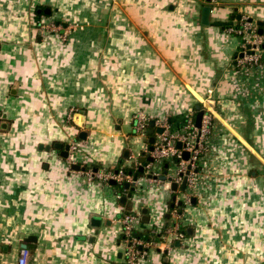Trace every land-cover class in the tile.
Listing matches in <instances>:
<instances>
[{"label":"crops","instance_id":"0c3cea01","mask_svg":"<svg viewBox=\"0 0 264 264\" xmlns=\"http://www.w3.org/2000/svg\"><path fill=\"white\" fill-rule=\"evenodd\" d=\"M207 3L0 0V264H18L25 242L29 264H124L128 201L138 229L157 235L138 264H264V69L237 67L240 37L213 23L242 14L259 28L264 0L210 3L205 24ZM48 20L69 26L67 37L45 32ZM198 105L214 123L184 191L172 188L170 158L154 161L164 182L122 202L115 184L68 167L53 146L78 141L75 164L116 170L122 157L151 155L136 112L180 129ZM175 208L186 235L171 241Z\"/></svg>","mask_w":264,"mask_h":264},{"label":"built area","instance_id":"2783aa9c","mask_svg":"<svg viewBox=\"0 0 264 264\" xmlns=\"http://www.w3.org/2000/svg\"><path fill=\"white\" fill-rule=\"evenodd\" d=\"M219 0H210L211 4L217 3ZM237 19V18H236ZM42 29L47 32H57L63 30L61 35L67 37L70 30L69 26L61 23H56L53 20H48L42 25ZM227 30L235 33L240 37L239 51L236 56V66L241 68H250L253 65H258L264 69V34L259 33V28L256 23L249 20L247 15H242L233 21L232 24L227 25ZM204 114L202 124L200 127L196 126V112L194 109L186 113L183 127L177 129L172 126L170 120L166 117L156 119L155 125L162 126L163 130L157 133L154 142L152 143L153 149L150 148L151 142L148 140L150 135V121L151 117L143 112L138 111L134 114V128L136 133L146 137L144 145V152L149 151L154 158L153 161L147 162L145 172L140 174L136 180L139 182H148L150 184L160 183L163 179L158 178L154 171V161H164L170 158H175L177 161V172L173 178L170 179L172 185L173 181L178 184L183 181L184 175L188 170L189 165L191 169L187 174V185L193 187L197 182V166L201 154L205 151V139L212 132L214 123V115L212 108L204 107ZM181 142V146L177 142ZM79 148L78 141H72L69 144L68 154L65 157L68 167L73 169V165L77 163L75 154ZM184 151H189V157H184ZM135 165V170L138 169L142 163L140 157H136L130 164ZM74 170V169H73ZM78 171L84 173L89 179H99L105 183L110 184L111 180L116 183L125 184V182L135 181L132 173L125 170L123 167L114 169H105L104 167H93L92 165L82 166ZM164 182V180H163ZM170 185V186H171ZM126 192L118 191V197L129 191L126 187ZM180 211L176 208L174 210L175 220L167 226L163 238L166 239L167 234L170 235L171 241L173 239L182 240L186 231L181 226L179 217ZM139 213L132 211H125L121 216V242L124 253V264H138L139 260L147 254V250L151 243L156 242V239L145 240L137 234L139 230L137 223L139 222ZM170 245V246H169ZM171 247V243L168 244ZM30 249L22 246L18 258V264H29Z\"/></svg>","mask_w":264,"mask_h":264},{"label":"water","instance_id":"95a60500","mask_svg":"<svg viewBox=\"0 0 264 264\" xmlns=\"http://www.w3.org/2000/svg\"><path fill=\"white\" fill-rule=\"evenodd\" d=\"M207 1H210V0H207ZM211 11H212V5L210 3H207V4H205L203 6V8H202V22L203 23H205V24L211 23V21H210ZM234 17L235 16L233 15L232 16V21H230V22H226V21H223V20H216V21H213V23H215L217 25H226V24L229 25V24H232L233 23ZM236 17H237V19L240 18L241 17V14L236 15ZM249 20L250 21H253V18L250 17ZM257 23L259 24V33L264 34V21L263 20H258ZM197 109H198V111H197V114H196L195 123H196V126L197 127H200L201 124H202V118H203V114H204V109H202L199 105L197 106ZM74 120H75V122L77 124L81 125L83 123V121H84V114L81 113V112H76L74 114ZM151 125H152V127L149 130V132L151 133V135L149 137V141L151 143H153L154 140H155V137L153 135V132H154L153 126L155 125V121L154 120L151 121ZM162 130H163V127L162 126H158L157 127V131L158 132H161ZM81 135L82 136H85V131H82ZM177 145L178 146H181V142L178 141L177 142ZM53 146L56 147L57 149L61 150V154L63 156H67L68 149H69V144H64L61 141H56L53 144ZM46 148L47 149H50L51 148V145H47ZM150 148L153 149V145H151ZM127 154H128V152L125 153V155H127ZM189 154H190L189 151H184V157L185 158H188L189 157ZM123 160H124L123 157L120 158V160H119L120 163H122ZM149 160L150 161H153L154 160V158L152 157V155L142 156L141 157V162L142 163L139 165L138 169L136 171H134V170H131L130 171V173L133 174L135 181H133L131 183L125 182V186L128 187L130 190L127 192V194H123L121 196V201L122 202H126V200L129 197H132V195L136 193V191H138L139 189H142L143 188L144 183L143 182L137 183L136 180H137V178H138V176L140 174H143L145 172V166H146V164H147V162ZM73 167L76 168V169H79L80 168L79 167V164H74ZM190 169H191V165H189L188 170L186 172V175H184L183 181H182V183L180 185V188H181L182 191H184L185 188H186V186H187V178H188L187 177V174L189 173ZM117 170L118 169H116V171ZM160 177L163 178V179H165V175H162ZM111 183L115 184L116 181L115 180H111ZM172 188L174 190H177L178 183L176 181H173L172 182ZM175 199H176V195L173 196V200L174 201H175ZM179 203L182 204L183 201H180ZM172 205L174 206L175 205V202H173ZM143 212L144 213H147V209H143ZM167 217H169V214H167ZM94 218H96V217H94ZM97 219L99 220V217H97ZM144 219H145V221H147L148 220V217L146 216V217H144ZM23 246L24 247H28L26 242L23 244Z\"/></svg>","mask_w":264,"mask_h":264},{"label":"trees","instance_id":"16d2710c","mask_svg":"<svg viewBox=\"0 0 264 264\" xmlns=\"http://www.w3.org/2000/svg\"><path fill=\"white\" fill-rule=\"evenodd\" d=\"M198 109L195 110V112L197 113ZM144 154V153H143ZM141 158V157H140ZM97 167H103V166H100L98 165ZM124 168L125 170H127L128 172H130L131 170H135V165L133 163L131 164H126V165H123V164H118L116 168ZM111 168V167H110ZM113 168V167H112ZM114 169V168H113ZM197 169L199 170V165L197 166ZM115 170V169H114ZM115 186L117 188L118 191H121V192H126V186L125 184H119V183H115ZM130 190V189H129ZM125 211H132V203L130 201H128L126 204H125ZM124 211V212H125ZM137 234L144 238L145 240H150V239H153V238H157V235L155 232H153L152 229H144L142 231L138 230L137 231Z\"/></svg>","mask_w":264,"mask_h":264},{"label":"rangeland","instance_id":"374dc122","mask_svg":"<svg viewBox=\"0 0 264 264\" xmlns=\"http://www.w3.org/2000/svg\"><path fill=\"white\" fill-rule=\"evenodd\" d=\"M106 170L109 169V167H104ZM117 260H121V258L117 259Z\"/></svg>","mask_w":264,"mask_h":264}]
</instances>
